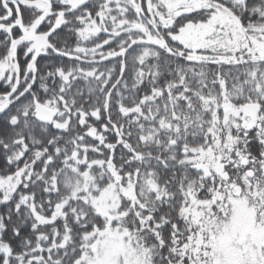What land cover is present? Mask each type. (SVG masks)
<instances>
[{"label": "snow or ice", "instance_id": "snow-or-ice-1", "mask_svg": "<svg viewBox=\"0 0 264 264\" xmlns=\"http://www.w3.org/2000/svg\"><path fill=\"white\" fill-rule=\"evenodd\" d=\"M0 264H264V0H0Z\"/></svg>", "mask_w": 264, "mask_h": 264}]
</instances>
